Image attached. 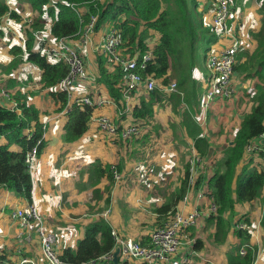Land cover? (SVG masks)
Wrapping results in <instances>:
<instances>
[{
  "label": "crops",
  "instance_id": "0c3cea01",
  "mask_svg": "<svg viewBox=\"0 0 264 264\" xmlns=\"http://www.w3.org/2000/svg\"><path fill=\"white\" fill-rule=\"evenodd\" d=\"M195 1L205 26L211 28V24L208 25L213 17L211 0ZM8 2L21 17V21H12L15 36L7 34L6 38H0V106L13 109L15 96L27 95L29 104L40 111V123L45 128L44 139L47 145L31 166V203L14 192L0 189V264H49L44 258L38 235L28 232L20 220L13 216L18 211H27L30 205L35 206L43 217L47 231L57 236L58 252L61 256L66 249H77L79 242L86 236L87 228L104 218L102 214L108 208L111 213L104 219L112 230L122 238H132L146 245L153 230L167 220V215L159 213L158 210L169 205V215L177 210L193 212L196 209L202 214L198 224L183 234L179 252L171 261L162 264H183L184 260H187L186 264H228L235 249H241L245 245H241L235 233L244 218L252 223L249 245L256 250L259 264H264V196L253 202L236 204L234 214L228 212L224 215L229 229L226 235H221V241L216 240L217 221H210L212 215L209 211L215 201L214 189L209 182L223 161L224 152L235 142L244 118L253 112L258 88H264V82L258 76L248 75L249 72L253 73L251 57L258 48V42L252 34L258 32L262 26L260 0H229L232 16L228 29L234 30L239 40L237 64L232 78L233 92L230 98H217L208 108L202 106L204 91L201 90L197 78L200 73L197 70L199 65L205 67V71L207 69V57L203 49L200 51L202 54H199L200 62L197 59L190 69L193 81L187 87L181 83L180 77L176 80L179 75L172 70L168 74V85L163 83V79H155V87L150 91L146 84H142L131 96H123L119 105L110 96L107 86L99 81L101 65L108 73L118 72L116 65L110 60L106 62L107 57L101 49L112 28L109 23L95 31L87 46L79 38L65 40L81 52L87 75L85 80L71 86L67 102L59 98L65 85L45 88L41 82L43 72L25 61L27 55L23 56L24 61L11 74L7 73V67L14 60L10 53L11 47L25 49L30 26L23 24V17L34 20L37 16L28 3L16 0ZM80 12L87 14L88 8L83 7ZM52 26L53 20L47 17L44 30L36 33V52L41 44L50 49L59 45V40L51 33ZM215 30L218 35V29ZM160 39L158 32L149 30L147 42L150 48ZM231 45L230 37L223 40H218L217 37L210 50L220 51ZM122 47V55L131 56L128 48ZM172 82L177 83L176 91L169 88ZM155 91L160 100L153 103V117L135 118V108L141 106L143 100L148 102ZM85 96L105 99L107 104L93 108L87 132L78 141L68 143L65 140L66 127L75 99ZM100 116L111 118L120 128L137 123L141 127L140 135L131 140H108L99 131L97 118ZM199 138L205 140L202 144L204 153H200L196 146ZM142 140H148V143L143 146L140 144ZM132 141L136 143V149H146L149 146L156 154L150 160H136L133 148L128 145ZM252 142L260 144V137ZM0 143L6 144V140L2 138ZM11 149L21 151L17 145H12ZM189 152L191 153L186 159ZM171 155L175 157V162ZM195 155L202 159V164L196 165L194 184L191 187L187 184V201H184L185 196L178 200L186 169H190L189 156L191 158ZM99 162L105 167H117L126 180L123 181V177L121 182L117 183L113 179L114 182L111 183L107 177L98 178L92 168ZM184 162L187 163L185 171ZM175 163L180 171L176 177H172L170 175L177 171L176 167L172 168ZM146 166L154 168L158 174H150L146 180L142 176ZM244 169L264 171V155L245 151L237 167V176ZM136 171L140 172L134 174ZM105 263L98 259L86 264ZM120 264L161 263L120 258Z\"/></svg>",
  "mask_w": 264,
  "mask_h": 264
},
{
  "label": "trees",
  "instance_id": "16d2710c",
  "mask_svg": "<svg viewBox=\"0 0 264 264\" xmlns=\"http://www.w3.org/2000/svg\"><path fill=\"white\" fill-rule=\"evenodd\" d=\"M16 1L30 4L37 16L27 30L25 49L18 46L11 47L10 53L14 56V60L7 67L6 72L11 74L24 61L23 56L27 55L25 61L43 72L41 82L45 88L57 86L69 74V67L66 64L53 63L46 56L35 51L36 33L44 30L47 17L53 20L51 33L58 40L80 39L92 16L98 17L96 30L105 24H112V27L120 29L123 34L122 49L128 48L131 55L125 57L140 59L147 52H153L152 61L141 75L144 78L152 76L157 80L163 79L165 85L169 84L168 74L176 65L181 66L183 73L186 66L192 69L196 63L195 57L199 56V49H203L208 57L212 50L210 47L216 43L218 37L215 28L205 26L203 18L197 11L195 0H107L104 3L95 0ZM260 3H262L260 8L262 26L258 32L252 34L258 42V48L251 57L253 73L248 69L246 71L249 72V76H258L264 82V0H260ZM83 7L88 8L87 14L83 15L80 12ZM8 13L9 5L6 0H0V17ZM11 18L21 21V17L16 12H11ZM149 30L161 35L160 41L153 48H150L147 42ZM3 37L4 32L0 29V38ZM186 47H188V55L183 57L182 51ZM105 59L107 62L108 58ZM116 68L118 72L111 74L101 65L99 81L107 86L110 96L120 105L125 86L122 70L119 66ZM258 90L253 112L244 118L235 142L224 152V159L209 182L214 189L215 203L219 208L217 215H212L210 219L211 222L217 221L216 240L218 241H221V235H226L229 229V223L224 218L226 213L234 214L236 204L253 202L264 196V171L244 169L241 175L237 176V167L243 159L246 147L264 132V88ZM68 95L67 92H60L59 98L67 102ZM159 100L160 96L155 91L148 102L143 100L141 106L135 108L134 117H153V103ZM14 103L17 107L13 109L0 106V140L2 138L6 140V144L0 143V189L14 192L18 197L31 203L33 180L31 167L26 160L34 149L37 158L43 153L47 145L44 139L45 128L40 123V111L29 104L27 95L18 94ZM92 109L75 103L66 127V142H76L87 132ZM203 143H205L204 139L197 140L196 146L200 153H204ZM12 145H17L21 151L12 150ZM92 172L96 173L98 178L107 177L111 183L114 182L111 166L105 167L99 162L94 165ZM189 176L190 169L187 168L178 200L184 198L187 192ZM170 210L171 207L167 205L158 212L166 214L168 220ZM175 212H171L170 215ZM246 223L252 227L249 220H246ZM262 226L264 227V211ZM235 233L241 245H249L252 238L250 231L237 230ZM114 249L112 227L104 218H100L87 228L86 236L79 242L77 249L75 251L66 249L61 258L69 264H86L111 253ZM239 249L240 247L230 255L228 264H251L255 259L256 250L248 249L247 255L241 257Z\"/></svg>",
  "mask_w": 264,
  "mask_h": 264
},
{
  "label": "built area",
  "instance_id": "2783aa9c",
  "mask_svg": "<svg viewBox=\"0 0 264 264\" xmlns=\"http://www.w3.org/2000/svg\"><path fill=\"white\" fill-rule=\"evenodd\" d=\"M95 1L103 2V0ZM6 2L9 5V13L0 17V29L4 32L3 38H6L7 34L10 36L16 35L12 26L13 19L11 18V12H14V9L10 6L8 0H6ZM211 3L213 7L211 26L219 31L218 40L230 37L232 45L220 51L211 50L208 56L206 63V67L208 69V76L206 80L207 88L202 100V106L204 108H208L217 98L231 97L233 92L232 78L237 64L239 46V40L234 30L228 29V21L232 16V9L230 7L229 0H211ZM97 21L98 17L92 16L81 33L80 42L84 46H87L90 43L91 36L96 31L95 28ZM22 22L25 26H30L33 23V18L23 17ZM65 40L66 39H59V45L51 49L46 48L43 44H41L40 49L37 52L46 56L53 63L63 62L69 67L68 76L58 85L64 84L65 86L63 92H67L70 95L71 86L76 85V83L82 81V79L85 80L87 75L81 52L72 47L69 43L65 42ZM123 44L124 38L121 30L116 27H112L107 34L101 49L108 60H110L114 65L119 66L122 70L125 86L123 90L124 96H131L132 93H134L142 84H146L148 90H153L155 87V78L152 76L144 78L141 75V72H144L152 61L153 52H147L140 59L125 57L121 53V47ZM169 88L171 91H176L177 83L172 82ZM75 103L80 106L98 108L106 105L107 101L102 98L94 99L92 96H85L76 98ZM15 107H17L16 103H14V108ZM97 124L100 133L107 136L111 141H117L120 139L131 140L138 137L141 132V127L137 123L126 128H120L111 118L107 116L98 117ZM246 151L249 153L259 152L264 155V132L260 135V144L250 142V144L246 147ZM37 159V152L36 149H34L28 154L26 161L31 167ZM188 162L191 171L188 186L191 187L194 184L195 167L197 164H202V159L195 155L192 156ZM112 172L115 182H121L123 176L118 168L115 166L112 167ZM187 199L188 197L185 196L184 201H187ZM218 209L219 208L214 201L209 209L210 214L217 215ZM110 213L111 209L108 208L102 216L107 218ZM201 214L202 212L197 209L193 212L177 210L175 213L169 215L168 220L162 226L153 230L150 235L149 243L146 245L132 238H122L114 230H112V236L115 239V249L111 253L99 259L104 260L106 262L105 264H112L114 253L119 248L121 260L141 259L148 262L155 261L161 264L169 262L179 252L182 246L183 234L198 224ZM13 216L20 220L23 227L28 232H35L38 235L44 258L49 264H69L61 258V255L58 252V238L55 234L47 231L45 221L38 213L35 206L30 205L27 211H18L14 213ZM237 230L252 231L251 227H249L246 222L238 224ZM248 249L253 248L250 245H244L241 247L239 252L240 255L246 256ZM97 260H95V262ZM186 263L187 260H184L183 264ZM251 264H259L258 258L254 259Z\"/></svg>",
  "mask_w": 264,
  "mask_h": 264
},
{
  "label": "rangeland",
  "instance_id": "374dc122",
  "mask_svg": "<svg viewBox=\"0 0 264 264\" xmlns=\"http://www.w3.org/2000/svg\"><path fill=\"white\" fill-rule=\"evenodd\" d=\"M199 1V0H198ZM206 24V23H205ZM211 23H208V25H210ZM200 51H201V49H199V53L198 54H202V53H200ZM182 53H183V57H186L187 55H188V47H186L185 49H183V51H182ZM210 54V53H209ZM209 56V55H208ZM197 59H198V62H200V60H201V57L200 56H196L195 57V61H197ZM207 59H208V57H207ZM83 60H84V64H85V59L83 58ZM178 64V63H177ZM207 68V67H206ZM198 72H200V73H198V76H197V78H198V81H199V86H200V88H201V90L203 89V91H204V93H205V91H206V80H207V76H208V69H206V71H205V67H203L202 65H199L198 66ZM174 72H176V74L177 75H179L178 76V79L176 78V80H179V77H180V81H181V83L182 84H184V87H187V85H189V84H191L192 83V81H193V79H192V75H191V70H190V68L188 67V66H186V68L184 69V73L182 72L183 70H182V68H181V66L180 65H176V67H175V69L173 70ZM12 73V72H11ZM204 87V88H203ZM107 139H108V137L107 136H105ZM109 140V139H108ZM148 143V140H142L141 142H140V144L141 145H146ZM135 142H130L128 145H130V147H132L133 148V152H134V154H135V159L136 160H141V159H145V160H150L151 159V157L152 156H154L155 154H156V151L154 150V149H150L149 148V146L146 148V149H136V146H135ZM159 153V152H158ZM178 153V157H180L181 155H180V153L179 152H177ZM191 152H189L185 157H186V159L188 158V155L190 154ZM163 154H165V153H163ZM166 155H168V154H166ZM180 155V156H179ZM171 158L173 159V158H175L173 155H171ZM189 159H190V156H189ZM188 159V160H189ZM174 160V159H173ZM180 161V160H179ZM173 162H175V160L173 161ZM187 163L186 162H184V164H183V169H184V171H185V168L187 167V165H186ZM176 165H178L177 163H175L173 166H172V168L174 167H176ZM177 168V171H176V173L175 174H171L170 176H175L176 177V175H177V172L178 171H180V168L179 167H176ZM195 169H196V167H195ZM174 172H175V170H173ZM140 171H136L134 174H138ZM143 173H142V176H144L145 178H146V180H147V178L149 177V175L150 174H158V172H156L155 171V169L153 168H151V167H144V169H143V171H142ZM124 175V174H123ZM146 175V176H145ZM129 176L131 177L132 176V174H129ZM125 179H123V181L124 180H126V177L125 176H123ZM241 221H243V222H246L245 221V218L244 219H242ZM45 224H46V222H45ZM160 226V225H159ZM159 226H157V227H159Z\"/></svg>",
  "mask_w": 264,
  "mask_h": 264
},
{
  "label": "water",
  "instance_id": "95a60500",
  "mask_svg": "<svg viewBox=\"0 0 264 264\" xmlns=\"http://www.w3.org/2000/svg\"><path fill=\"white\" fill-rule=\"evenodd\" d=\"M113 263L120 264V249L119 248L114 253Z\"/></svg>",
  "mask_w": 264,
  "mask_h": 264
}]
</instances>
